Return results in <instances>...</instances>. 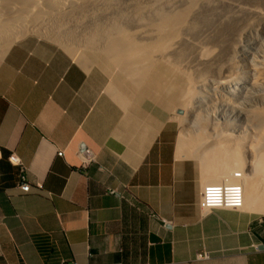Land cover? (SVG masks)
Returning <instances> with one entry per match:
<instances>
[{
    "label": "crops",
    "instance_id": "crops-1",
    "mask_svg": "<svg viewBox=\"0 0 264 264\" xmlns=\"http://www.w3.org/2000/svg\"><path fill=\"white\" fill-rule=\"evenodd\" d=\"M118 60L37 37L0 53V264H264V214L199 208L212 166L178 156L148 77Z\"/></svg>",
    "mask_w": 264,
    "mask_h": 264
},
{
    "label": "rangeland",
    "instance_id": "rangeland-1",
    "mask_svg": "<svg viewBox=\"0 0 264 264\" xmlns=\"http://www.w3.org/2000/svg\"><path fill=\"white\" fill-rule=\"evenodd\" d=\"M87 1L93 3L92 7L91 3ZM154 1L157 3V6L163 5V10L170 9L171 11L185 8L192 3L190 8H188L189 11L185 20V23L188 25L184 23L185 25L183 24L180 27L183 30L178 28L175 33L170 32L171 34H163L166 35L163 36L164 38L168 37L165 41L164 38L162 40L163 43L165 42V44H162L163 50L161 48L150 50L149 52V62L152 63L149 64L150 67L143 64V59L148 58L146 52L137 50L139 57H137V65L134 64L133 67L132 64L129 69L132 70V74L134 75L141 74L140 76L142 77L145 75L148 77L150 90H156L159 102L164 105L177 125L178 136L187 134V136L194 138L196 136L194 133L199 132L198 135L200 137V134H202L199 131L200 127H191L190 120L192 117L187 113L177 114L176 111L178 109L184 110V108L187 110V108L190 107L189 105H191V101L195 100V98L202 96L206 101L208 98L211 99L213 95L214 98L212 99L214 100L211 99L212 102L208 104V108L212 106L220 111L222 108H225L223 104L220 105L219 101L222 97L221 95H223L219 87L220 81L222 82L229 79L232 81H243V79L251 75V70L255 72V77L264 75V0H150V2L149 0H109L107 2L106 0H81L78 8L83 7L86 3V5L90 4V6L87 7H85V5V9L82 8L85 12L89 11L90 13L87 12L89 14L86 13L85 15L84 11H79L78 8L77 13H73L74 10L69 13V10L65 8L64 11L62 10L60 12H52L48 9L49 11L46 10L44 13H36L37 20L34 22L33 28L25 30L19 37L14 38L11 42L26 37H37L58 44L67 50L75 60L100 63L101 60L103 61L108 57L106 56L108 50L102 40L104 34H102L99 29L97 31V28H93L96 27L95 24L97 25L98 23V21L96 23L98 17L102 19V21L99 20L100 24L107 25L111 21L112 14H114V16H112L114 19H112L117 20V24L121 25L122 23V26L124 25L125 31L127 33L130 32L128 34H130V38H133L132 40H136L137 42H149L148 40L154 39L156 34L154 35V31L144 24L146 22L143 21L141 18L143 14L140 15V13H144L143 11L145 10V8H141V5L143 7L147 6L148 8L151 6L156 7ZM134 4L139 7H136ZM130 5H134L133 7H135V9L133 10V7H130ZM123 9L129 11L123 12ZM101 10L105 13L101 12ZM110 10H112L113 13L109 12ZM121 10L122 13L120 12ZM133 15L134 17H132ZM138 15L140 21L136 19ZM129 17L132 18L130 19ZM134 18L136 20H134ZM124 19H127L125 21L129 23L127 24L125 22L124 24ZM203 20L208 23H203ZM104 22H106V24ZM190 23L191 25L193 23L199 26L196 27V25H192L193 27L195 26V28L191 26V30L189 26ZM145 26L146 28L144 29ZM148 28L149 31L147 30ZM137 29L139 30L137 31ZM90 31V35H92L94 31L93 33H95L97 37L94 39L91 36L90 42H88ZM95 34H93V36ZM91 40L98 44L96 43V45L95 42L92 43ZM90 43H92L94 47H92L93 45ZM262 86L264 87V85ZM262 90H258L257 87L255 89V87L250 84L246 86L244 91L245 95L236 92V94H238L236 95L238 101L236 103L237 106L252 105L256 108L262 107L261 101L263 100V96L261 97V95L264 93ZM209 95L212 96L209 97ZM185 101L188 102L186 103ZM214 101L216 104L213 103ZM231 111L233 112V109H231ZM232 112L228 114L227 119L229 124L236 123L237 121V117ZM199 115H202L201 112ZM218 122H223V120H219ZM201 136L203 137V134ZM187 149L191 150L190 147ZM183 156L188 157V155L185 156L184 154Z\"/></svg>",
    "mask_w": 264,
    "mask_h": 264
},
{
    "label": "bare ground",
    "instance_id": "bare-ground-1",
    "mask_svg": "<svg viewBox=\"0 0 264 264\" xmlns=\"http://www.w3.org/2000/svg\"><path fill=\"white\" fill-rule=\"evenodd\" d=\"M107 1L109 0H106V2ZM80 2L81 0H0V53L7 45L10 44V42L14 38L19 37L25 30L27 29L29 30L30 28H33L34 22L37 20V15H35L36 13L37 14L42 13V12L44 13L48 9H50L52 12L53 11L60 12L62 10L64 11V8H65L69 10L68 11L69 13L73 12L72 10H74L73 13H77L78 10L79 11L81 10V11H84V14L86 15V13L89 11L85 12V10H82V8H84V6L87 3L83 5V7L78 8L80 5ZM87 2L91 3V1H87ZM101 3H104V2H101ZM154 3L156 2L154 1ZM92 5L93 3H91V7ZM131 5L130 7H133L134 5L136 6V4H134L133 6ZM191 5L192 3H190V5L185 8L178 9V10H172V11L170 9H169L170 11L168 9L167 10L165 9L166 11L163 10L162 8L163 5L157 6V3H156V7L151 6L149 8L147 6L143 7L141 5V8H145V10L143 11L144 13L139 12L140 15L143 14L141 18L143 19L144 22H146L144 24L154 31V35L156 34L154 39L148 40L149 42H144V41L137 42L136 40H132L133 38L132 37L130 38L129 36L130 34H128L130 32L127 33L125 31L126 29L124 28V25L122 26V23L121 25H119L116 23L117 20H113L114 17L112 16H114V14H112L111 19H110L111 21L107 25L100 24V21H102V19H99L98 17V20H96V23L98 21L97 23L98 26L94 23L96 27H93V28L95 29L97 28V31L99 29L101 33L104 34V37L102 38L104 43L103 42L102 43L105 45V47L108 50L106 55L110 56L111 59L119 58V60L122 63H123V60H126L128 63H131L130 65L133 64V67H134V64L137 65V61H138L137 59L139 58L137 50H139L141 52H146V55L148 56V58L143 59L144 60L143 64L150 67L149 66V64L151 63L149 62L150 61L149 59L150 50L161 49L163 47L162 44H165V42L163 43L162 40L164 38L163 36H166V35H163V34H166V33L171 34L170 32L175 33V31H177V29L180 28L185 23L186 16L189 11L188 8H190ZM87 6H90V4L86 5L85 7ZM136 7H139V6H136ZM134 9L135 7H133V10ZM124 11L125 10L123 9V12ZM126 11H129V10L126 9ZM101 12H104V11L101 10ZM109 12H112V10H110ZM120 12L122 13V10ZM75 17H78V16H75ZM123 17H126V16H123ZM132 17H134V15ZM132 17H129V18L131 19ZM137 17L138 18H136L135 16V18L138 21H140L139 15ZM135 18L134 20H136ZM125 20L127 19H124V24L125 22L128 24L129 22ZM202 22L208 23L207 21H204V20ZM104 23L106 24V22ZM196 24L192 23V25H196ZM192 25L190 23L189 25L190 28ZM198 26L199 25H196V27ZM145 28L146 26L144 27V29ZM149 28L147 29L148 31H149ZM192 28H195V26L194 27L192 26ZM138 30L139 29H137V31ZM93 32H92V35H90L91 34V31H90L89 33L90 38L88 39V42H90L89 40L91 39V36L94 39L95 37H97L96 34ZM93 34L95 35L93 36ZM166 38L168 37H165L164 41ZM91 42L94 43L95 41L91 40ZM96 43L97 42H95V44ZM92 47H94V45ZM250 84L251 86L255 87V89L256 87L258 88V90L264 89V87L262 86L264 85V75H260V76L258 75L255 77V72L251 70V75L247 77L246 79H243V81H238V80L232 81L230 79L226 81H222V82L220 81L219 87L222 90L223 95H221L222 97L220 98L219 101H220V105L223 104L225 106V108H222L220 111L215 109L212 106L208 108V104L212 102V100H214L212 99L214 98V95L211 98L212 100L208 98L205 101V99L202 96H200L198 98H195V100L191 101V105L188 104L190 107H188L187 110H185L184 108V110H182V114H186V113L189 114V116L192 117V119L190 120L191 127H194V128L200 127L199 131L200 133L203 134V137L204 136L205 137L203 138L201 136L202 134H200V137H199L198 135L199 132H196V133L193 132L194 134H196L194 138L187 136V134L179 135L180 137L178 136L179 139L177 142L178 143V153L177 154L180 158L184 157L183 156L184 154L185 156L188 155V157L192 156L194 158H200V159L209 161L210 165L213 168V169L211 168L212 173L214 174V177H215V179H213L212 182L220 183V182H223L224 179L226 178L230 179L229 176L233 175L236 171L242 172L243 202H242L241 208L244 211L245 210L252 211L257 214L262 215L264 214V93L262 95L260 94L261 97L263 96V100L261 101L262 107L260 106V108H256L255 106H252V105H243V106L240 105L238 107L236 104L238 102L236 99L237 97L236 95L241 94V93L245 95L244 91L246 89V86ZM236 92L238 94H236ZM262 92H264V90H262ZM210 96L212 95H209V97ZM227 96H230V97H227ZM217 99H218V96H217ZM215 101L213 103L216 104ZM231 109H233V112L231 111ZM200 112L202 115H199ZM231 112L234 113L235 116L237 117L236 123H233V124H229L228 119H227L228 114ZM219 120L220 121L223 120V122H218ZM203 141H204V144H203ZM188 147H190L191 150L187 149ZM210 167H206V168H210Z\"/></svg>",
    "mask_w": 264,
    "mask_h": 264
},
{
    "label": "built area",
    "instance_id": "built-area-1",
    "mask_svg": "<svg viewBox=\"0 0 264 264\" xmlns=\"http://www.w3.org/2000/svg\"><path fill=\"white\" fill-rule=\"evenodd\" d=\"M58 156L62 155V152H57ZM82 165L93 162L95 156L89 148H85L79 153ZM9 161L12 164L20 165L19 161L14 155L9 156ZM23 170V167L21 166ZM226 178L223 182L205 185L201 192L198 201L199 208L203 211H208L215 208L233 209L238 210L242 207L243 202V183L242 175L240 172H235ZM21 183L19 188L22 192L26 193L30 191V185L25 182L24 176L20 177ZM110 193H113L110 191Z\"/></svg>",
    "mask_w": 264,
    "mask_h": 264
},
{
    "label": "water",
    "instance_id": "water-1",
    "mask_svg": "<svg viewBox=\"0 0 264 264\" xmlns=\"http://www.w3.org/2000/svg\"><path fill=\"white\" fill-rule=\"evenodd\" d=\"M176 112H177V114H182V110H180V109H178Z\"/></svg>",
    "mask_w": 264,
    "mask_h": 264
}]
</instances>
